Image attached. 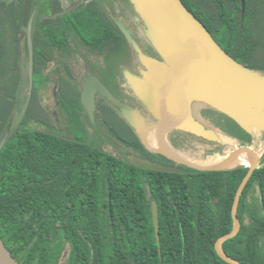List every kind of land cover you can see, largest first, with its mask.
Segmentation results:
<instances>
[{"label":"trees","instance_id":"trees-1","mask_svg":"<svg viewBox=\"0 0 264 264\" xmlns=\"http://www.w3.org/2000/svg\"><path fill=\"white\" fill-rule=\"evenodd\" d=\"M194 1L216 8L223 36L216 41L239 63L264 74V0ZM96 3L61 13L68 7L62 0H0V142L8 132L0 150V238L20 264H231L215 245L233 228L232 205L248 166L187 167V173L141 168L83 139L31 128L36 115L29 106L10 127L27 98L53 97L48 65L66 57L54 49H85L89 63L94 48L107 45L105 14ZM34 11L33 87L22 98ZM115 41L121 48L123 40ZM72 99L79 100V93ZM239 128L250 143V132ZM255 185L259 203L249 200ZM238 216L240 231L224 240L225 251L244 264H264V156L243 190Z\"/></svg>","mask_w":264,"mask_h":264},{"label":"flooded vegetation","instance_id":"flooded-vegetation-1","mask_svg":"<svg viewBox=\"0 0 264 264\" xmlns=\"http://www.w3.org/2000/svg\"><path fill=\"white\" fill-rule=\"evenodd\" d=\"M90 1L62 0L68 6L66 11ZM125 1L97 0L96 4L105 14L101 16V22L109 31L105 34L107 39H104L107 45L102 48L96 46L89 63L84 57L89 56L84 53L85 49L72 46L65 50L54 49L56 56H60L63 51L62 55H66L63 61L54 59L48 65L53 90L56 88V95H53L52 100H58L62 105L56 112V118L59 120L58 130H63L67 139H83L129 161L133 156H138L162 165L189 170L186 163L154 145L152 127L156 123L155 110L139 94L135 85L137 81L149 87H156L155 85L159 83L160 90L165 92L161 99L164 101L172 96L170 94L177 87V77L179 79V76H182L177 75L182 66L177 65V49L170 50L163 34L169 40L177 38V19L173 17V20L163 23L162 31L157 32L146 16L141 14L129 16V6ZM183 3L216 40L223 37L219 29L220 21L216 8L214 7L215 13L209 8V5L213 7L212 3L208 6V1L196 3L191 0L189 3L184 1ZM75 33L79 36L78 31ZM116 37L123 40L121 48L118 49L115 46ZM150 59H156L163 64L155 67ZM189 72L192 77H196L195 85L197 84L198 90L199 75L193 67H189ZM90 73L101 81L110 94L108 98L101 90H95L93 116L82 102L83 87ZM78 93L79 100L74 101L72 98L76 99ZM61 94L63 99L60 97ZM122 108L136 114L141 124L140 128L134 127L125 118ZM189 118L201 125L198 132L182 127ZM238 125L231 117L206 101L190 97L185 102L182 100L176 102L162 112L158 131L168 146L193 163L217 161L220 154L240 145H248L257 151L260 163L264 156V149L260 150L257 147L261 138L260 131L254 127L249 131L252 136L250 143H245L241 136L243 132ZM228 143L233 144L231 148L221 152L211 151L214 147L221 150L227 147ZM244 163L249 166L248 161Z\"/></svg>","mask_w":264,"mask_h":264},{"label":"water","instance_id":"water-1","mask_svg":"<svg viewBox=\"0 0 264 264\" xmlns=\"http://www.w3.org/2000/svg\"><path fill=\"white\" fill-rule=\"evenodd\" d=\"M136 5L137 11L146 16L155 31H162L163 23L177 19V38L169 40L167 36L163 38L169 43L170 50L177 49V65H181L180 71L177 75V87H175L169 99H161L165 92L160 89L159 83L156 87H149L141 81L135 83L139 94L154 108L156 123L152 127L153 143L158 148L162 149L167 154L177 158L178 160L186 163L190 168L210 171L221 170L232 167L226 165L241 153H247L249 156V168L242 179L234 198L232 205L233 215V228L230 232L222 235L216 241V251L220 257L231 264H244L230 256L223 247L224 240L237 235L241 228V221L238 216L239 203L243 190L252 176L254 170L259 165V153L248 145H240L230 149L219 155L217 161L198 164L189 161L183 154L173 150L161 138L158 131V124L161 120L162 112L170 106L182 100L185 102L187 98L197 97L204 100L212 106L216 107L247 131H251L254 127L259 131L264 130V112L260 109V97L263 87L257 85L259 78L264 77L260 72H254L247 66L235 60L217 41L216 39L204 28L202 24L193 16L187 9L182 0H133ZM66 12L63 11L61 13ZM35 11L31 16L28 26V39H29V94L33 87V43H32V22ZM166 49V47H165ZM169 51V50H168ZM170 52V51H169ZM155 67H159L162 62L156 59L149 60ZM189 67H193L197 71L200 82L197 90L195 85V78L191 76ZM179 80V82H178ZM181 80V83H180ZM195 85V87H194ZM99 89L108 98L110 94L101 81L89 74L82 91V102L94 115V93ZM160 99V100H159ZM163 101V102H162ZM26 108V106H25ZM125 118L136 128H140V121L136 114L127 108L121 109ZM182 127L186 130L198 132L201 125L192 118L186 120ZM5 137L0 142V150L6 140ZM131 163L145 169L158 170L163 172H178L187 173L189 170L181 167L162 165L138 156H133L130 159ZM244 167L246 164L243 162L236 163L233 167ZM152 213L155 227L156 240L160 243V224H159V210L155 200L152 201ZM0 264H20L12 252L5 245L0 238Z\"/></svg>","mask_w":264,"mask_h":264},{"label":"rangeland","instance_id":"rangeland-1","mask_svg":"<svg viewBox=\"0 0 264 264\" xmlns=\"http://www.w3.org/2000/svg\"><path fill=\"white\" fill-rule=\"evenodd\" d=\"M125 3H127V5L129 6V11L130 14L129 16L134 17V16H139L140 13L135 10L136 5L133 2V0H126ZM208 6V5H207ZM209 8H211V10L213 11V13H215V9L214 7L209 5ZM134 12V13H133ZM127 35H129V33H127ZM264 52V49H263ZM57 63H59L57 61ZM257 85L262 86L263 87V91L261 93V99L259 101L260 104V109L264 112V77H261V79L259 78V80L257 81ZM29 89V84H26L25 86V90L22 93V98L25 97V95L27 94V91ZM42 94H40L36 99L32 100V98H27L26 103L25 104H21L20 105V109L16 110L13 120L11 122V128L16 127V125L22 120V115L23 112L21 109H24L25 106H29L30 110L32 111V113L34 115H36L35 119L31 120L29 122V126L31 128H39L42 130H48L49 128L53 129V131L57 132L58 128H59V120L56 118V112L60 110V108L62 107V105H60V101H55L54 99L52 100V94L48 97V96H41ZM53 95H56V88H54L53 90ZM49 115L50 120H48L47 116ZM50 121V122H49ZM59 135L66 137V134L63 130H58L57 132ZM264 142V137L261 135V138L259 139V143H257V147L260 150L264 149V146L262 145ZM262 145V146H261ZM231 148L230 147V143L227 144V147H224L221 149V151H224L225 149ZM205 155V153H204ZM240 156H237V158ZM244 160H237L236 163H240L243 162ZM234 164V165H235ZM234 165H231L229 167H233ZM249 200L253 201L255 200L257 203H259L260 201V193H259V188L257 185H255L253 187V189L251 190V194L249 195ZM68 254V248L65 250L63 257L61 259V263H63L67 257Z\"/></svg>","mask_w":264,"mask_h":264},{"label":"bare ground","instance_id":"bare-ground-1","mask_svg":"<svg viewBox=\"0 0 264 264\" xmlns=\"http://www.w3.org/2000/svg\"><path fill=\"white\" fill-rule=\"evenodd\" d=\"M238 156L240 157L232 159L226 166L229 167L231 165H234L237 160H244L245 162L249 160V156L247 153H241Z\"/></svg>","mask_w":264,"mask_h":264}]
</instances>
